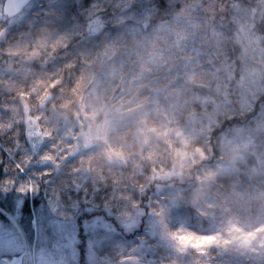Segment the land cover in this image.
<instances>
[{
	"label": "rangeland",
	"instance_id": "rangeland-1",
	"mask_svg": "<svg viewBox=\"0 0 264 264\" xmlns=\"http://www.w3.org/2000/svg\"><path fill=\"white\" fill-rule=\"evenodd\" d=\"M134 1H92V12H103L104 17H110L109 24L99 43L100 53L88 71L91 84L82 98V109L74 123H66L64 136L74 141V157L101 150L108 163L120 168L122 150L128 152L125 158L132 159L136 175L142 177L144 167L152 165L147 180H158L159 184L147 209L120 199V192L115 212L113 206L102 205L118 226L105 216L89 219L102 229L86 249L87 264L206 263L208 253L203 247H211L215 239L188 233V207L207 216L215 229L231 226L244 215L264 224V104L257 118L222 132L215 141L218 157L208 156L211 127L225 117L245 115L264 93V0L234 3L228 17L222 18L211 5L195 0L154 23L144 10L133 7ZM5 2L0 0V25L10 19L3 9ZM43 2L54 3L56 8L62 5V0H32L10 19L11 27L23 23ZM102 21L103 17H96L84 30L96 35L104 29ZM4 33L0 35L3 42ZM231 47L235 48L234 59ZM203 59L212 76L210 85L203 83V78L193 77L204 70L200 65ZM127 127L135 130L132 138H111V133ZM212 158L211 164L190 174L194 164ZM50 162L45 158L39 164ZM54 167L60 183L65 180L63 167ZM75 174L86 182L85 170ZM48 181L51 185L53 176ZM41 190L45 192V188ZM48 193L54 197L53 211L67 220L98 207L85 201L69 208L53 191ZM142 223L145 232L141 237L119 244L129 257L124 258L120 251L115 258L101 255L112 238L134 233ZM185 239L197 247L183 242ZM226 249L224 245L219 247L218 260L229 257ZM260 255L256 261L264 260V252ZM6 258H19L22 264H78L79 249L69 253L37 242L25 246L22 256L0 250V259ZM222 261L218 264H226Z\"/></svg>",
	"mask_w": 264,
	"mask_h": 264
},
{
	"label": "trees",
	"instance_id": "trees-1",
	"mask_svg": "<svg viewBox=\"0 0 264 264\" xmlns=\"http://www.w3.org/2000/svg\"><path fill=\"white\" fill-rule=\"evenodd\" d=\"M92 1L62 0L59 8L54 3H38L39 7L29 12L20 25L11 27L8 18L0 25V35L6 32L4 42L0 40V167L6 166L9 176L21 178L47 170L50 175L40 178V189L53 191V195H58L62 204L69 208L72 204L74 206L76 203L92 201L90 205L98 207L91 213L83 210L81 216L87 215L89 219L105 216L114 223L115 218L109 217L102 205L107 203L108 208L113 206L115 212V206L120 199H126L131 200L132 205L138 204L137 207L147 209L148 203L154 199V191L159 181L147 180V173L153 172L152 165L144 167L145 173L142 177L136 175L132 159L125 158L129 153L123 150L124 159L120 162V168L108 163L104 151L101 150L74 157V141H68L64 136L66 123H74L76 115L80 113L79 109H82V98L91 84L88 71L94 58L100 53L99 43H102L109 24L110 17H104L103 12H92ZM192 1L195 0H136L133 7L144 10L149 15L150 22L154 23L169 18L177 11L178 6ZM252 1L255 0L202 2L211 5L217 17L222 18L228 17L234 3L250 4ZM96 17H103L104 29L91 35L84 28ZM234 49L231 47L232 59ZM206 64V59L200 61V65L205 66L202 68L204 70H198L193 76L195 79L203 78V83L212 79ZM252 104L253 107L245 115L225 117L217 126L211 127L209 157H218L215 141L222 132L227 128L244 126L248 120L258 117L264 104V93ZM134 131L131 127L121 128L111 133V138L128 140L133 137ZM78 132L77 128L75 134ZM10 157L12 160H9ZM45 158L53 161L54 165L63 167L61 174L65 180L57 182V171L51 162L39 164ZM212 161L213 158L201 161L198 165L194 164L189 170L190 174L194 175L196 168L202 169ZM18 166H22L25 171L21 173ZM80 170H85L86 182L75 174ZM51 176L54 182L50 185L48 180ZM32 179L35 181L37 176L33 175ZM46 182V186H42ZM119 185L123 188H119ZM119 192L122 193L120 199ZM188 209L191 212L186 227L188 233L199 238L215 239L211 247H203L208 253L207 262L200 264L221 263L217 251L223 245L228 248L226 252L229 255L227 258L225 256L223 263L229 264L228 260H233L234 264H264V260H255L264 252V224L256 222L254 217L249 219L244 215L239 222L232 221L231 226L226 224L215 229L207 216L199 214L192 207ZM114 224L118 226L117 223ZM144 232L145 225L142 223L134 233L116 235L103 247L101 255L115 258L119 251L124 252L119 244L141 237ZM183 242L195 246L187 239ZM123 254L124 258L130 256L126 252ZM85 255L86 249H79L78 264L88 263Z\"/></svg>",
	"mask_w": 264,
	"mask_h": 264
},
{
	"label": "snow or ice",
	"instance_id": "snow-or-ice-1",
	"mask_svg": "<svg viewBox=\"0 0 264 264\" xmlns=\"http://www.w3.org/2000/svg\"><path fill=\"white\" fill-rule=\"evenodd\" d=\"M2 163V162H0ZM21 173L25 170L18 166ZM36 175L34 181L32 176ZM49 171L30 174L26 178L12 177L6 166L0 167V250L24 253L25 246L50 243L55 248L74 253L91 246L94 235L102 229L87 215L67 220L53 211L52 199L40 192V177ZM92 229V231H90ZM13 264H21L20 260Z\"/></svg>",
	"mask_w": 264,
	"mask_h": 264
},
{
	"label": "water",
	"instance_id": "water-1",
	"mask_svg": "<svg viewBox=\"0 0 264 264\" xmlns=\"http://www.w3.org/2000/svg\"><path fill=\"white\" fill-rule=\"evenodd\" d=\"M32 0H6L4 11L10 19L20 14Z\"/></svg>",
	"mask_w": 264,
	"mask_h": 264
},
{
	"label": "built area",
	"instance_id": "built-area-1",
	"mask_svg": "<svg viewBox=\"0 0 264 264\" xmlns=\"http://www.w3.org/2000/svg\"><path fill=\"white\" fill-rule=\"evenodd\" d=\"M15 260H20V262H22V260L19 258H12V259L6 258V259H2V260L0 259V264H13V261H15Z\"/></svg>",
	"mask_w": 264,
	"mask_h": 264
}]
</instances>
